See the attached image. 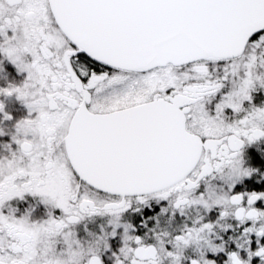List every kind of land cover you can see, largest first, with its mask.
<instances>
[{"label": "snow or ice", "instance_id": "1", "mask_svg": "<svg viewBox=\"0 0 264 264\" xmlns=\"http://www.w3.org/2000/svg\"><path fill=\"white\" fill-rule=\"evenodd\" d=\"M0 264H264V0H0Z\"/></svg>", "mask_w": 264, "mask_h": 264}]
</instances>
